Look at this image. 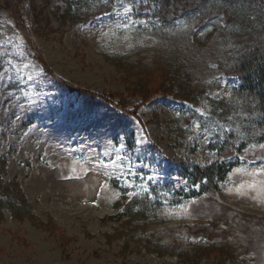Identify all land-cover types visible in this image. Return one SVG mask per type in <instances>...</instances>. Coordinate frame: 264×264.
Here are the masks:
<instances>
[{"label": "rangeland", "instance_id": "obj_1", "mask_svg": "<svg viewBox=\"0 0 264 264\" xmlns=\"http://www.w3.org/2000/svg\"><path fill=\"white\" fill-rule=\"evenodd\" d=\"M150 6L0 0V264H264V141L199 118L240 81Z\"/></svg>", "mask_w": 264, "mask_h": 264}, {"label": "trees", "instance_id": "obj_2", "mask_svg": "<svg viewBox=\"0 0 264 264\" xmlns=\"http://www.w3.org/2000/svg\"><path fill=\"white\" fill-rule=\"evenodd\" d=\"M152 12L147 19L155 24L152 30L169 34L178 27L183 44H176L173 49L189 54L203 52V45L213 48L214 66L221 75L236 77L240 84L220 98L207 97L211 109L209 117L199 116L200 122L216 120L229 130L225 144H232L231 139L240 142L238 150L252 142L264 141V0H147ZM181 23H178L180 22ZM196 23L195 30L204 37L191 33L187 36L189 24ZM149 22V21H148ZM180 24V25H179ZM178 25V26H176ZM177 32V33H178ZM176 33V34H177ZM172 47V46H171ZM183 48V49H182ZM234 113L236 119L227 116ZM228 142V143H227ZM232 164L214 163L209 167H195L191 174L193 183H199L202 192L217 190L218 182L226 179ZM19 191L18 186H15ZM8 188V187H7ZM1 190V184H0ZM202 195V194H200ZM10 207L18 212L20 204L14 195L10 198ZM137 210L146 212L149 200L143 199ZM25 200L22 205L29 210ZM0 200V209L2 204ZM24 203V204H23ZM131 214V210L127 211Z\"/></svg>", "mask_w": 264, "mask_h": 264}, {"label": "snow or ice", "instance_id": "obj_3", "mask_svg": "<svg viewBox=\"0 0 264 264\" xmlns=\"http://www.w3.org/2000/svg\"><path fill=\"white\" fill-rule=\"evenodd\" d=\"M262 147H264V145H262Z\"/></svg>", "mask_w": 264, "mask_h": 264}]
</instances>
